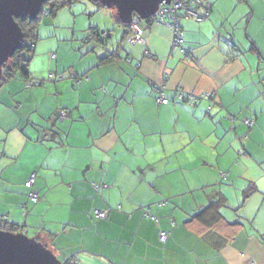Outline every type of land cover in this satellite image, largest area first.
<instances>
[{"label":"crops","instance_id":"1","mask_svg":"<svg viewBox=\"0 0 264 264\" xmlns=\"http://www.w3.org/2000/svg\"><path fill=\"white\" fill-rule=\"evenodd\" d=\"M200 1L208 16L181 18L178 46L168 26L150 23L126 50L129 34L110 14L92 26L110 50L72 81L43 83L53 61L50 49L35 54L36 41L27 70L41 83L0 86V215L61 262L264 264V0ZM157 85L166 104L155 103ZM178 92L211 98L182 102ZM219 195L227 207L213 230L191 218Z\"/></svg>","mask_w":264,"mask_h":264},{"label":"water","instance_id":"2","mask_svg":"<svg viewBox=\"0 0 264 264\" xmlns=\"http://www.w3.org/2000/svg\"><path fill=\"white\" fill-rule=\"evenodd\" d=\"M45 1L47 0H0V77L2 65L20 48L23 40V32L16 19H34ZM93 1H97L101 7L115 11L122 21L131 23L133 13L140 20L149 19L162 2L168 4L170 0ZM0 264L63 263L38 238L0 228Z\"/></svg>","mask_w":264,"mask_h":264},{"label":"rangeland","instance_id":"3","mask_svg":"<svg viewBox=\"0 0 264 264\" xmlns=\"http://www.w3.org/2000/svg\"><path fill=\"white\" fill-rule=\"evenodd\" d=\"M98 9V11L95 10V6L90 0H78L70 7H62L54 17L44 16L42 18L38 27L39 39L35 54L50 49L49 56L52 55L50 59L53 61L52 72L43 78V83H52L55 77L57 80L61 78L59 75L71 80L69 76L76 67L82 68L88 61L98 59L102 50H110L108 45L101 49L95 40L88 39L89 27L93 24L101 25L102 22L107 21L111 14L106 7ZM130 46L132 45L127 39L122 43V47L126 50L130 49ZM61 68H63V72H59ZM30 87L37 88L36 85ZM99 89L102 91L104 87L101 86ZM231 208L233 209V207ZM26 235L32 237L33 233L28 231Z\"/></svg>","mask_w":264,"mask_h":264},{"label":"trees","instance_id":"4","mask_svg":"<svg viewBox=\"0 0 264 264\" xmlns=\"http://www.w3.org/2000/svg\"><path fill=\"white\" fill-rule=\"evenodd\" d=\"M76 1L78 0H47L44 2V4L42 5L40 9V12L34 19L29 20L27 17L23 19H20V18L16 19L18 25L20 26L23 32V40H22L20 48L13 53V55L9 58V60L4 65H2L0 86L4 82L9 80L10 78H13L16 76H19L21 79H23L24 85L27 80L34 79L33 77H31V75L29 74L27 70V63L30 60L31 56L34 54V45L36 41L38 40V27H39V24L42 18L44 16L54 17L62 7L64 6L70 7ZM90 2H92V4L95 6V9L97 8V10L98 8H102L97 1L90 0ZM110 12H111V18L113 19L115 25L125 29V34H124V39H125L127 37V34H129L130 22L122 21V19L116 14L115 11H110ZM148 22H151V21L149 20ZM106 33L107 32L104 30L97 29L91 26L89 27L88 39H93L98 44L100 43L105 44L107 42ZM115 57H116L115 53H109L99 58V60L103 62L105 60H112ZM154 90H155V87H154ZM163 92H164V89H163ZM156 95H157V91H155V96ZM155 96H154V100H155ZM181 101L185 102V101H190V100H181ZM226 178H227L226 173L225 172L222 173L221 181H225ZM24 185H25V182H24ZM250 191H251V187H247V189H245L244 191V197L248 195ZM226 207H227L226 198L223 195H219L217 199L209 202V204H207L206 207L194 212L191 215V218L200 223H204L206 226H209L210 229L213 230L215 221L223 219L221 209L226 208ZM146 213L147 212L144 213L145 216H146ZM233 223H234L233 224L234 226L241 227L243 225V222L240 219H238V217L235 218ZM0 226H1L0 227L1 229L11 231V232L16 231L17 229L24 230V225L22 226L20 224L10 223L7 220V218L3 215H0ZM44 245L47 248H49L48 245H46L45 243ZM62 263L63 264H76V262L72 258H69Z\"/></svg>","mask_w":264,"mask_h":264},{"label":"built area","instance_id":"5","mask_svg":"<svg viewBox=\"0 0 264 264\" xmlns=\"http://www.w3.org/2000/svg\"><path fill=\"white\" fill-rule=\"evenodd\" d=\"M209 13V5H203L200 0H170L168 4L162 2L157 11L152 17L146 20H140L136 13L132 14L130 31L128 35V42L131 44L143 42V34L149 23H158L168 26L172 31V45L178 46L182 42V31L180 27V20L183 17H191L194 20L200 21L205 19ZM150 20L151 22H148ZM103 36V35H102ZM147 54V53H146ZM62 76V75H61ZM59 75V77H61ZM41 80L39 79H30L25 82L26 87H30L36 84H40ZM164 86L157 85L155 91L157 95L155 96V102L157 104H166L168 99L164 96L163 92ZM177 100H190L196 101L199 98H211L209 93H204L202 95L195 94H183L178 92L176 95ZM62 116H65V113H61ZM244 123L247 127L253 125V120L250 118L244 119ZM35 181V173H31L26 181L25 186L29 188L28 198L31 202L36 203L39 200L38 194L32 189V186ZM107 210L102 209H93L95 217L98 219H104L107 216ZM146 216L148 214L146 213ZM16 233H24V230L17 229L14 231ZM158 240L164 242L167 237V233L164 231H159L157 234Z\"/></svg>","mask_w":264,"mask_h":264}]
</instances>
